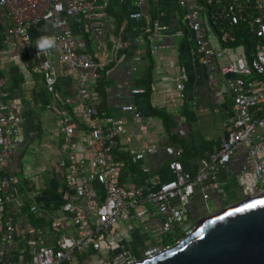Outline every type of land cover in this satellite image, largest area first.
<instances>
[{
  "label": "built area",
  "instance_id": "1",
  "mask_svg": "<svg viewBox=\"0 0 264 264\" xmlns=\"http://www.w3.org/2000/svg\"><path fill=\"white\" fill-rule=\"evenodd\" d=\"M131 1L139 8L147 2ZM151 1L157 4L161 0ZM211 1L205 0L206 4ZM230 1L224 10L230 23L250 17L256 35L260 37L254 54L248 60L240 57L218 63L221 52L212 48L202 27L205 5L199 0H177V6L191 31L195 52L206 68L209 83L214 88L221 81L232 93L236 116L231 130L222 138L218 151L200 158L195 173L184 170L180 160L181 147L165 146V152L171 157L167 168L172 173L171 178L166 180L158 173L150 175L143 161L145 155L154 151L153 146L132 151V161L137 163L138 170L146 178L144 183L136 184L130 174L124 173V160L117 158L113 152L121 136L134 135L128 131L129 121L101 112L99 105L103 97L93 86L106 62L83 53V43L71 27V20L80 22L91 32L93 40L99 41L109 0H0V15L5 14L11 22L6 40L11 42L13 37H19L26 51L40 59L33 70L42 75L44 87L51 95L47 108L61 134L56 153L64 170V184L69 191L61 206L62 215L52 220L53 230L58 234L54 243L36 246L29 241L27 243L33 247L32 250L29 248V257L24 251L14 261H8L5 246L16 243L14 213L22 204L16 190L17 179L9 172L8 161L23 118L10 112V92L0 74V264H62L76 251L102 248L103 237L118 222L129 219L140 221L144 233L151 238L174 232L176 243L194 230L195 224L186 220L187 206L196 186L200 188L204 200L209 199L210 191L220 192L217 168L225 167L241 145L246 148L248 166L238 175L254 176L251 184L253 195L264 192V160L261 158L264 153V106L258 108L264 103V90L256 89L253 79L264 80V0ZM142 16L141 11L129 14L134 19ZM41 22L52 23L54 32L50 37L54 38L55 45L46 52L38 53L30 44L29 31ZM159 30L158 20H153L152 38L159 37ZM123 32L121 27L111 47L110 60L123 46ZM218 37L222 42L233 40L226 31ZM101 45L98 44L97 48ZM65 74L72 79L67 93L58 86L59 75ZM175 82L180 90L181 82L178 78ZM129 91L135 95L142 93L143 89L132 86ZM120 110L129 113L134 122L140 115L134 103L123 104ZM257 110L260 112L256 113ZM95 185L101 188L102 196ZM147 206H150V211ZM30 210L37 211L36 205H32ZM2 217L4 220H1ZM66 226H72L73 231H64ZM170 246L146 247L139 258L122 246L107 260L101 258L98 264H133Z\"/></svg>",
  "mask_w": 264,
  "mask_h": 264
},
{
  "label": "crops",
  "instance_id": "2",
  "mask_svg": "<svg viewBox=\"0 0 264 264\" xmlns=\"http://www.w3.org/2000/svg\"><path fill=\"white\" fill-rule=\"evenodd\" d=\"M213 1L220 2V0ZM134 11H141L143 16L130 18L129 14ZM106 12L107 17L102 20L103 31L99 41L93 40L91 32H88L82 23L71 20V27L74 35L83 43L85 48L83 53L91 55L95 60L106 62L107 70L105 80H102L103 86L97 89V81L101 80V77L93 83L96 91L103 97L99 109L104 114L128 120V131L134 133L133 136L128 134L121 136L113 150L117 158L124 160L125 164L133 162L136 167V175H132L126 169L124 173L130 174L136 184L144 183L146 178L138 170L137 163L132 161V151L153 146L154 151L143 158L149 168V174L158 173L164 180L171 178L172 173L167 168L171 157L164 148L168 145L181 147L177 144L181 138L188 139L191 148L190 152L181 155L183 168L185 171L195 173L200 158L218 151L222 138L231 130L236 116L232 105V93L221 81H218L214 88L209 83L206 68L195 52L191 31L182 17L181 9L177 6V0H161L157 4L147 0L140 8L131 0H109ZM116 14L122 16L120 25L114 18ZM153 20H158L160 25L157 38L151 36ZM10 27V19L5 14H1L0 74L10 92L8 99L10 112L23 118L19 133L11 146L8 170L13 173L24 169L22 172L26 178L23 186L27 193V198L23 196L25 202L15 209L14 213L16 243L14 246H5V258L14 261L26 250L25 240L35 243L36 246L54 243L58 234L53 230L52 220L62 215L61 206L67 199L69 191L64 184V170L59 164L56 153L61 134L54 116L47 108V104L51 102V95L44 87L42 75L33 70L40 59L26 51L19 37H13L11 42L6 40ZM121 27L124 28L123 46L114 59L110 60V50L118 38ZM202 27L212 48L216 52H221L218 63L245 58L242 45L226 46L219 39L208 21L207 14L202 19ZM53 32L54 27L50 22H41L30 29V44L34 51H38L37 42L42 37H50ZM101 43L103 45L97 48ZM155 45L159 48H154ZM55 65L57 66V61ZM151 65L149 103L155 111L165 115L149 112L146 104L145 88ZM132 67H135V70H132ZM176 78L182 84L180 90L176 88ZM253 79L256 89L264 90V80H259L258 77ZM71 81L68 74L59 75L58 86L67 93ZM132 86L143 89V92L131 94L129 87ZM129 103L136 104L139 109L140 115L136 122L131 120L129 113L120 110L121 105ZM263 106L264 103H261L258 108L261 109ZM259 112L260 110H257L256 113ZM171 118L174 121L171 124L172 128L167 129ZM261 158L264 160V153L261 154ZM29 159L32 161L30 164H28ZM33 163L39 164V171L42 173L33 172ZM247 166L246 148L241 145L225 167L217 168L216 179L220 182L221 190L218 193L209 192V199L213 200L215 211L222 203L225 204L223 206L228 204L221 201L220 195L224 190L233 188L236 196L241 199L253 195L251 184L255 180L254 176L238 175ZM35 173L37 175H33ZM30 176L36 182L35 186L29 185ZM95 187L102 196L101 188L97 185ZM16 190L18 193L17 186ZM201 195L200 188L196 186L195 193L187 206V222L194 223L189 218L201 214L200 210L192 209V203L196 199L205 202ZM32 205H36L37 211L30 210ZM147 208L150 211V206ZM204 210H206L205 205ZM1 220L4 218L2 217ZM139 223V226L135 227L126 221L118 222L103 237L102 248L76 251L73 253V258L77 264H87L88 260L90 263L89 254L92 253L97 264L101 258L107 260L122 246L130 250L135 257H141L140 243L148 237L140 221ZM73 229L72 226L63 228L66 232ZM132 247L135 249L132 250ZM32 248L30 246L31 250ZM71 260L72 257L68 261Z\"/></svg>",
  "mask_w": 264,
  "mask_h": 264
},
{
  "label": "water",
  "instance_id": "3",
  "mask_svg": "<svg viewBox=\"0 0 264 264\" xmlns=\"http://www.w3.org/2000/svg\"><path fill=\"white\" fill-rule=\"evenodd\" d=\"M158 254L133 264H264V192L220 207Z\"/></svg>",
  "mask_w": 264,
  "mask_h": 264
},
{
  "label": "trees",
  "instance_id": "4",
  "mask_svg": "<svg viewBox=\"0 0 264 264\" xmlns=\"http://www.w3.org/2000/svg\"><path fill=\"white\" fill-rule=\"evenodd\" d=\"M201 3L205 5L206 8V14L208 16V21L210 25L214 28V31L216 32L217 36L221 35L222 31L228 32V34L232 37L233 40H228L223 42L226 46H235V45H242L244 48V54H245V59L248 60L251 58V56L254 54L255 48L257 43L260 40V37H258L255 33V27L252 26L251 24V19L250 17H247L245 19L239 20L237 23L232 24L230 23V20L225 16L224 10L227 8L229 3L231 2L230 0H220L219 3H216L215 1H211L210 4H206L205 0H199ZM251 14L252 11H250ZM117 24L120 25L122 21V16L119 14L114 15ZM124 29V28H123ZM126 42L124 41V46H126ZM106 70L107 68L104 67L100 71V77L101 80H96L98 82L97 89H101V86H103L102 80H105L106 77ZM151 70H152V65L149 68V73H148V78L146 81V88H145V100L146 104L148 106L149 112L155 113L157 115H165V113L155 111L149 103V97L151 93ZM95 81V82H96ZM173 119L171 118L170 123L167 127V129L172 128L171 124H173ZM181 146V155L185 154V152H190L189 149V142L188 139L181 138L178 140V143ZM128 164V165H127ZM127 171H130V173L133 175H136V167L134 163L128 162L125 164ZM225 204H221V207H223ZM183 235V234H182ZM175 243V240H173L171 243L167 245H173ZM24 248H26L25 253L27 257L30 256L29 254V248L30 246L28 245L27 241L25 240L24 242ZM65 264H69L68 260L65 261Z\"/></svg>",
  "mask_w": 264,
  "mask_h": 264
},
{
  "label": "rangeland",
  "instance_id": "5",
  "mask_svg": "<svg viewBox=\"0 0 264 264\" xmlns=\"http://www.w3.org/2000/svg\"><path fill=\"white\" fill-rule=\"evenodd\" d=\"M31 162L32 161L29 159L28 160V164H30ZM33 167H34V171L33 172H37V173L40 172V173H42L41 171H39V164L35 165L33 163ZM22 171L24 172V169ZM22 171L17 170L16 172H13L12 173L18 179L17 180V183H16V186H17V189H18V193L21 194V196L18 194V199L21 201V203L25 202V200L23 199V196L25 198H27V193L25 192L24 186H23V182H24V180H25L26 177H25V174ZM37 173H35L33 175H37ZM35 184H36V182L34 181V179L32 178V176H30V178H29V185L35 186ZM220 197H221V201L222 202H228L227 205H231V204H234L236 202H239L240 199H241V198H239V197L236 196V192H235V190L233 188H229V189L224 190L223 192H221ZM204 205H205L207 211L204 210ZM192 209H194V210H200V213H201V214H199L196 217H193V218L190 217L189 218V220L195 222L196 220H198L199 218H201L203 216H206L208 214L214 213L215 212V205H214L212 199L205 200V202L204 201L201 202L200 200L196 199L192 203ZM32 215H34V214H32ZM126 222L131 223L135 227L139 226V224H140L137 219H129ZM147 237L148 238H146L142 243H140L141 246H142V250L144 248L149 247V246H152V245H162V244H169V243H171L174 240L173 239L174 232L169 233V234H162V235H159L157 237H152V238H150L149 236H147ZM133 249H135V248L132 247V250ZM29 254H31V250H29ZM89 256H90V263L88 262L89 260L86 263L87 264H92L91 262H93V263L96 264V262L94 260V255L92 253H90ZM73 257H74V255L72 254V260L70 262L68 261L69 264H77L76 261H75V258H73ZM62 264H65V262L62 263Z\"/></svg>",
  "mask_w": 264,
  "mask_h": 264
},
{
  "label": "clouds",
  "instance_id": "6",
  "mask_svg": "<svg viewBox=\"0 0 264 264\" xmlns=\"http://www.w3.org/2000/svg\"><path fill=\"white\" fill-rule=\"evenodd\" d=\"M55 45L54 38L51 37H42L37 42L38 53L46 52L48 49L52 48Z\"/></svg>",
  "mask_w": 264,
  "mask_h": 264
}]
</instances>
